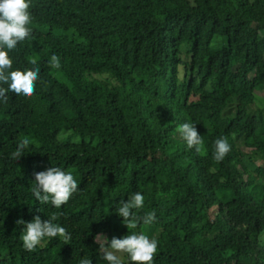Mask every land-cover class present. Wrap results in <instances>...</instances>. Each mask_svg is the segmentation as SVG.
<instances>
[{"label":"trees","instance_id":"trees-1","mask_svg":"<svg viewBox=\"0 0 264 264\" xmlns=\"http://www.w3.org/2000/svg\"><path fill=\"white\" fill-rule=\"evenodd\" d=\"M30 5L32 32L8 50V71L36 59L35 92L0 102V264H108L95 237L128 234L116 209L136 192V214L156 219L131 231L162 229L153 264H264V0ZM183 123L201 135L200 152ZM222 137L231 151L216 161ZM52 166L79 185L59 209L32 194L35 173ZM53 213L71 239L26 251L16 221Z\"/></svg>","mask_w":264,"mask_h":264},{"label":"clouds","instance_id":"clouds-1","mask_svg":"<svg viewBox=\"0 0 264 264\" xmlns=\"http://www.w3.org/2000/svg\"><path fill=\"white\" fill-rule=\"evenodd\" d=\"M30 0H0V102L7 103V93L11 92L17 96L31 97L36 88V81L39 79L40 68L37 67V60L29 61L34 67L25 71H8L12 68V59L8 50L16 48L17 44L28 38L32 32L29 25L32 23V15L29 11ZM53 68H60V58L53 54L49 61ZM179 132L186 141L189 148H195L200 152L202 146L201 135L192 123H183L179 126ZM30 140L26 137L20 140L16 150L11 157L16 161L24 154L29 147ZM231 151V145L226 138H218L215 141L214 158L222 161ZM35 183L32 185V194L42 205L51 204L59 209L66 204L79 190V185L70 172L61 167L52 166L44 171L35 173ZM144 196L136 192L120 203L116 209L118 215L123 218L122 223L126 225L128 234L122 238L113 237L105 243L95 241L99 244L98 252L101 258L108 264H124L122 256L126 255L130 264H153L157 253L158 242L155 238H149L143 232L137 233L131 230L136 229L142 222L144 225H151L156 217L154 212L146 213L143 217L136 214L134 210L142 209ZM59 215L53 213L46 220L40 215L33 217L31 221L22 218L16 221L17 225H24L21 236L23 248L32 252L38 246L43 247L45 238L49 240L60 237L66 243L71 239L70 234L60 224L56 223ZM102 235V234H100ZM80 264H92L91 259L84 257Z\"/></svg>","mask_w":264,"mask_h":264},{"label":"rangeland","instance_id":"rangeland-1","mask_svg":"<svg viewBox=\"0 0 264 264\" xmlns=\"http://www.w3.org/2000/svg\"><path fill=\"white\" fill-rule=\"evenodd\" d=\"M33 27L39 29L37 26H33ZM58 32H61V31H58ZM67 34L68 35H72L71 32H69ZM213 47L214 48L217 47L215 43H213ZM56 76H57V78L59 80L65 82V79L63 77H61L59 74H56ZM258 105H259V107H264V93H262L260 95V98H259V101H258ZM122 226H126V225H122ZM140 232H143L144 234L149 236V238H157V237H159L161 235L162 229L155 228V227H150V226H144V227H141V229H139V233ZM113 237L122 238L123 235L121 233H119V232L118 233H105V234H102V235L98 236V241L101 242V243L107 244L108 241H110ZM122 259H123V261H126L127 258L124 255V256H122Z\"/></svg>","mask_w":264,"mask_h":264}]
</instances>
